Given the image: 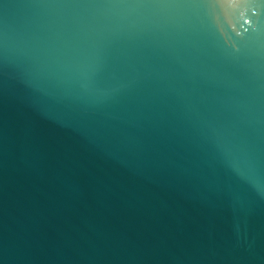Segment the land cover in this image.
<instances>
[{
	"label": "water",
	"instance_id": "95a60500",
	"mask_svg": "<svg viewBox=\"0 0 264 264\" xmlns=\"http://www.w3.org/2000/svg\"><path fill=\"white\" fill-rule=\"evenodd\" d=\"M0 264H264V0H0Z\"/></svg>",
	"mask_w": 264,
	"mask_h": 264
}]
</instances>
